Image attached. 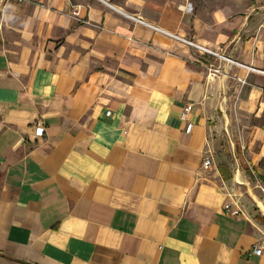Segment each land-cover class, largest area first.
Segmentation results:
<instances>
[{
	"label": "crops",
	"instance_id": "1",
	"mask_svg": "<svg viewBox=\"0 0 264 264\" xmlns=\"http://www.w3.org/2000/svg\"><path fill=\"white\" fill-rule=\"evenodd\" d=\"M263 168L264 3L0 0V264H264Z\"/></svg>",
	"mask_w": 264,
	"mask_h": 264
},
{
	"label": "built area",
	"instance_id": "2",
	"mask_svg": "<svg viewBox=\"0 0 264 264\" xmlns=\"http://www.w3.org/2000/svg\"><path fill=\"white\" fill-rule=\"evenodd\" d=\"M3 1H9V0H3ZM30 1L31 0H17V2H19V3H27V2H30ZM73 15L75 17H79L80 10L79 9L74 10L73 11ZM132 19L135 22H137V23H139V24H141L143 26H146L148 28H151L152 30H154L156 32H160V33L169 35V36H171V37H173V38H175V39H177V40H179V41H181V42H183V43L191 46L192 48L197 49L198 51H200L203 54H207V55H210V56L219 58V59H221L223 61H226V62H229V63L238 64V63L234 62L233 60H231L229 58H226V57H224V56H222V55H220V54H218L216 52H213V51H210V50H208L206 48H203V47L197 45L196 43H194V42H192V41H190V40H188L186 38H182V37H179V36L174 35V34H169L165 30H163V29H161V28H159L157 26L150 25V24L146 23L144 20H142L141 18L132 17ZM249 69L251 70V68H249ZM252 70L253 71H256L254 69H252ZM211 72L213 74H219L220 73V71L218 69H214L212 67H211ZM237 81L239 83H241V84H246V81L245 80H241V79H238L237 78ZM190 109H191L190 106H187L185 108V110L183 111V113L181 114V117H180V119L182 121H187V114L189 113ZM191 130H192V125L189 124L188 125V131L190 132ZM36 133H37V135L39 137H42L44 135V133H45V128H44V126H43V124L41 122H39L37 124V126H36ZM204 166L206 168H211L212 167V161H211L210 158H206L205 159ZM251 173H252V175L254 177V180L256 182V188L259 190V192L262 195V200H261V203H260L261 206L259 207V210H260L262 216L264 217V168H263V171H262L261 175H258L256 172H254L253 169H251ZM226 210L232 216H240L241 215V211H240L239 207L236 204H234V203L227 204ZM254 252H255V254L261 255V253H262L261 246H256L255 249H254Z\"/></svg>",
	"mask_w": 264,
	"mask_h": 264
},
{
	"label": "rangeland",
	"instance_id": "3",
	"mask_svg": "<svg viewBox=\"0 0 264 264\" xmlns=\"http://www.w3.org/2000/svg\"><path fill=\"white\" fill-rule=\"evenodd\" d=\"M192 4L193 9L195 10H213L217 6H224L225 8L228 6H233L234 4H240L241 2H252L253 4L260 5L264 3V0H187ZM227 150H231L233 148L232 143L226 142L225 144ZM238 146L236 149L238 150ZM231 155V154H230ZM2 185V174L0 172V189Z\"/></svg>",
	"mask_w": 264,
	"mask_h": 264
}]
</instances>
